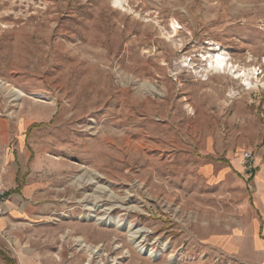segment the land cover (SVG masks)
<instances>
[{
	"label": "rangeland",
	"instance_id": "rangeland-1",
	"mask_svg": "<svg viewBox=\"0 0 264 264\" xmlns=\"http://www.w3.org/2000/svg\"><path fill=\"white\" fill-rule=\"evenodd\" d=\"M0 183L32 264H264V0H0Z\"/></svg>",
	"mask_w": 264,
	"mask_h": 264
},
{
	"label": "crops",
	"instance_id": "crops-1",
	"mask_svg": "<svg viewBox=\"0 0 264 264\" xmlns=\"http://www.w3.org/2000/svg\"><path fill=\"white\" fill-rule=\"evenodd\" d=\"M19 186L17 185V188ZM31 192L30 186H24L23 189H19L18 191L11 194L12 200H8V206L13 209L16 208V205H20L23 202L22 195L27 196ZM14 196V197H13ZM25 196V197H26ZM23 207V206H22ZM21 210L19 209L18 212ZM8 220L5 218L0 219V264H32L29 259V255L25 252L16 251L17 256L10 255L9 245H12L13 238L16 237L19 233L15 230H10L7 234L10 235L9 237L3 232L4 228H7ZM23 232H30V230H23Z\"/></svg>",
	"mask_w": 264,
	"mask_h": 264
},
{
	"label": "built area",
	"instance_id": "built-area-1",
	"mask_svg": "<svg viewBox=\"0 0 264 264\" xmlns=\"http://www.w3.org/2000/svg\"><path fill=\"white\" fill-rule=\"evenodd\" d=\"M251 153H247L245 157L249 159L251 157ZM9 196L7 195L6 189L4 185L0 183V217L6 214L5 204L8 202Z\"/></svg>",
	"mask_w": 264,
	"mask_h": 264
},
{
	"label": "bare ground",
	"instance_id": "bare-ground-1",
	"mask_svg": "<svg viewBox=\"0 0 264 264\" xmlns=\"http://www.w3.org/2000/svg\"><path fill=\"white\" fill-rule=\"evenodd\" d=\"M224 61H225V56H223L221 53H217L212 57L210 63L213 64L214 66L219 67L223 65Z\"/></svg>",
	"mask_w": 264,
	"mask_h": 264
}]
</instances>
